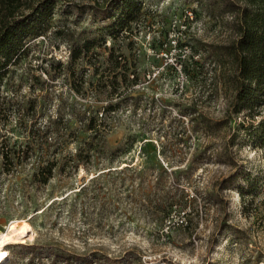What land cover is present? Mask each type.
Instances as JSON below:
<instances>
[{
	"label": "rangeland",
	"instance_id": "1",
	"mask_svg": "<svg viewBox=\"0 0 264 264\" xmlns=\"http://www.w3.org/2000/svg\"><path fill=\"white\" fill-rule=\"evenodd\" d=\"M143 4L148 17L131 31L89 14L56 15L50 28H71L92 50L72 60V45L49 30L1 87L0 230L14 220L29 230L3 245L4 264H254L257 254L264 264V220L254 219L264 211V145L245 129L232 138L251 121L230 114L235 66L220 52L236 39L233 18L209 16L196 0ZM184 24L194 53L185 89L169 65L148 81L165 65L154 53L166 47L165 34ZM31 125L64 142L13 164L12 153L32 142ZM51 165L53 177L43 180L47 169H39Z\"/></svg>",
	"mask_w": 264,
	"mask_h": 264
},
{
	"label": "trees",
	"instance_id": "2",
	"mask_svg": "<svg viewBox=\"0 0 264 264\" xmlns=\"http://www.w3.org/2000/svg\"><path fill=\"white\" fill-rule=\"evenodd\" d=\"M196 2L209 16H215L217 13L222 16L231 15L233 18L236 39L228 45L220 46L221 54L231 58L235 66V92L230 114L240 116L245 113L251 122L247 127L240 123L239 131L235 132L232 138L237 139L241 129H245L253 138L254 144L264 145V0H196ZM86 14L97 21L112 20L109 28L131 31L144 23L149 13L144 7L143 0H87V2L81 0H0V89L10 77L12 68L28 57L32 48L37 47L36 44L31 46V40L38 41L39 37H45L48 32H51L49 30H52L53 36L60 39L62 43L72 45V60L91 51L93 44L89 41L77 44L76 35L71 28L67 26L50 28L51 20L56 15L70 19L72 16L80 18ZM116 61L118 63V58ZM187 67L188 61L185 62V71ZM5 109L6 103L4 102L0 104V121L4 118ZM34 109L35 107H32L24 112L28 113ZM20 114L23 118L27 116L21 112ZM96 122L97 118L91 117L88 130L94 131ZM203 123H206L209 128H220L224 124L207 120ZM1 131L0 123V136H2ZM28 131L32 142L26 148H19L12 153L13 164L15 161L17 164L24 163L36 155V152L45 153L48 149L51 152L52 147H56L54 149L56 153L65 139V136L59 135L57 131L36 128L35 125H31ZM102 138H105L104 135L99 134L93 137V139ZM88 146L91 147V143H88ZM46 169L47 176L43 180H50L54 173L53 165L40 168L38 174ZM238 174L239 172L234 173L222 182L224 185H232L237 181ZM216 190H218L217 186ZM262 202L264 204V201ZM256 215L254 219L264 220V211ZM226 227L236 236L246 237L247 235L246 231L242 232L232 226ZM32 252L34 254L35 249ZM101 260L106 264L117 263L107 257L96 258V261ZM252 263L263 264L259 254L254 256Z\"/></svg>",
	"mask_w": 264,
	"mask_h": 264
},
{
	"label": "built area",
	"instance_id": "3",
	"mask_svg": "<svg viewBox=\"0 0 264 264\" xmlns=\"http://www.w3.org/2000/svg\"><path fill=\"white\" fill-rule=\"evenodd\" d=\"M189 14V19H192V13H188ZM187 31V25H182L180 28H177L176 25L172 26L165 38H166V42H165V48L163 49L162 52L158 53V52H154L157 53V57H166V62L165 65L160 67H153L152 70H150L147 75L146 78L149 80H151L153 77L156 78L158 77V75H161L164 70L165 67L167 65L173 67L174 72L176 73V77H177V87L179 89H181V91H183L185 89V85L187 83V74L185 71V62L189 61L190 58L194 57V53L192 50V47L186 43L185 41H183L184 38V34ZM177 53V58L175 59V61H173L172 59H168V54L172 55L173 53L176 54ZM156 55V54H155ZM161 55V56H160ZM134 77V76H133ZM168 225H171V220L169 219L167 221ZM167 228H169V226H167Z\"/></svg>",
	"mask_w": 264,
	"mask_h": 264
},
{
	"label": "bare ground",
	"instance_id": "4",
	"mask_svg": "<svg viewBox=\"0 0 264 264\" xmlns=\"http://www.w3.org/2000/svg\"><path fill=\"white\" fill-rule=\"evenodd\" d=\"M28 231L26 220L20 222L14 220V222L9 225L7 232L0 230V264H4L9 257V252L3 249V245L8 242L20 241L25 235L27 236Z\"/></svg>",
	"mask_w": 264,
	"mask_h": 264
}]
</instances>
